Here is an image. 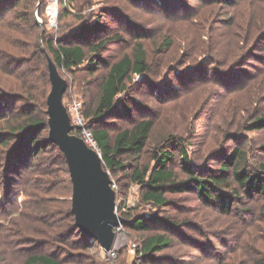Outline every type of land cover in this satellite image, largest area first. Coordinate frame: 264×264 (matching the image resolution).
<instances>
[{"label":"rangeland","instance_id":"obj_1","mask_svg":"<svg viewBox=\"0 0 264 264\" xmlns=\"http://www.w3.org/2000/svg\"><path fill=\"white\" fill-rule=\"evenodd\" d=\"M40 2L34 12L42 22L38 33L53 38L76 26L79 18L93 20L103 14L107 28L103 36L116 34L121 39L107 44L103 53L106 62L128 53L135 41L143 43L149 71L144 78L132 76L128 93L118 97L119 104L128 102L130 115L101 124L112 142L115 133L129 123L147 118L154 121L138 164L152 165V145L168 135L182 140L197 174L204 179L217 174L233 148L244 151L252 167L264 159V128L244 129L249 121L264 115V0H87L82 10L64 18L59 16V7L54 23L49 22L46 2ZM49 6L54 9L51 2ZM106 9L109 11L104 14ZM165 37L171 39L169 50L155 52V44ZM59 73L67 82L63 104L81 101L84 93L87 111L103 75L102 68L91 77L86 76L87 81H92L89 92L77 84L78 74L62 69ZM122 163L131 164V160L122 158ZM106 172L115 186L118 215L156 213L177 227L172 230L158 220L150 222L149 230L143 232L120 226L111 248L114 256L97 243H90L85 251L90 264H132L142 240L156 233L173 238V246L155 255L149 264L264 261L260 196L242 198L232 205L230 213L220 214L189 191L168 195L175 207L156 210L140 202L138 187L129 181V170ZM20 173L18 178L13 175L8 199L0 205V264H21L31 252L57 250L55 245L40 248L49 238L39 225L26 223L23 235H17L11 226L21 218V205L28 202L22 178L25 172ZM59 174L57 180L63 181L57 185H64L70 192L68 176ZM65 252L73 254L76 247L72 245Z\"/></svg>","mask_w":264,"mask_h":264},{"label":"trees","instance_id":"obj_2","mask_svg":"<svg viewBox=\"0 0 264 264\" xmlns=\"http://www.w3.org/2000/svg\"><path fill=\"white\" fill-rule=\"evenodd\" d=\"M42 1L48 4L47 0ZM56 1L57 14L60 7L59 16L62 18L82 10L87 2ZM40 3V0H0V205L1 201L8 199L14 184L13 175L18 178L22 174L20 171L25 172L22 178L23 184L26 183L24 191L27 190L28 202L21 205V218L11 226L17 235H23L26 223L39 225L49 238L40 248L55 245L57 249L47 253L31 252L21 264H88L85 251L90 243H96L75 227L70 211L71 187L69 192L64 185H57L63 181L62 178L57 180V175L63 172L67 178L68 173L64 157L47 136L45 101L50 89L47 56L58 73L62 69L78 74L77 84L85 86L86 92L92 85L86 76L91 77L102 68L103 75L95 87L88 110L85 111L84 93L78 101L81 114L96 141L104 170H129V181L138 187L141 203L156 210L171 208L175 207V202L168 195L193 191L203 203L215 207L220 214H228L238 200L258 195L264 211V159L252 167L246 153L233 148L219 165L217 174L204 179L197 174L182 140L168 135L152 145V165L138 164L137 159L148 145L153 131L151 118L129 123L115 133L111 142L108 131L101 124L108 119H122L124 114L126 117L130 115L128 102L119 104L118 97L128 93L132 76L144 78L149 71L143 43L135 41L128 53L106 62L103 53L107 44L115 39L121 42V39L116 34L103 36L107 30L103 14L93 20L79 18L76 26L53 38L38 33L34 12ZM9 13L11 16H7ZM170 46L171 39L165 37L155 44L154 51L163 53ZM17 104L20 106L16 107ZM263 128L264 115L244 126L247 131ZM70 134L75 135L73 129ZM262 148L264 150V145ZM122 158H130L131 164H123ZM231 182L234 188H231ZM121 217L126 221L122 226L138 232L149 230L150 222L155 220L172 230L177 227L156 213H122ZM72 245L76 252L66 253ZM172 246L173 238L163 233L147 236L132 264H149L155 255ZM58 252L64 254L60 253V256ZM251 264H264V261Z\"/></svg>","mask_w":264,"mask_h":264},{"label":"water","instance_id":"obj_3","mask_svg":"<svg viewBox=\"0 0 264 264\" xmlns=\"http://www.w3.org/2000/svg\"><path fill=\"white\" fill-rule=\"evenodd\" d=\"M36 23L42 27L38 18ZM46 63L50 83L45 101L47 136L66 162L71 187L70 211L74 224L104 252H108L114 243L115 230L126 221L116 213L115 192L102 166L100 155L88 148L80 138L70 134L73 127L62 102L67 88L66 81L48 56Z\"/></svg>","mask_w":264,"mask_h":264},{"label":"built area","instance_id":"obj_4","mask_svg":"<svg viewBox=\"0 0 264 264\" xmlns=\"http://www.w3.org/2000/svg\"><path fill=\"white\" fill-rule=\"evenodd\" d=\"M50 2L53 4L54 9H52L49 5ZM47 13H48V19L50 23H54L56 20V14H57V1L56 0H47ZM37 19V18H36ZM67 114L70 119V124L73 127V130L75 132V135L80 138L83 143L90 149L96 151L98 153V149L96 146V141L94 140V137L92 135V132L86 128L85 120L81 114V104L78 101L73 100L66 106ZM99 154V153H98ZM114 184H112V188H114ZM119 230L116 229L115 231ZM109 256H114V252L112 250H109L107 252Z\"/></svg>","mask_w":264,"mask_h":264}]
</instances>
